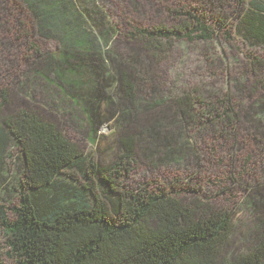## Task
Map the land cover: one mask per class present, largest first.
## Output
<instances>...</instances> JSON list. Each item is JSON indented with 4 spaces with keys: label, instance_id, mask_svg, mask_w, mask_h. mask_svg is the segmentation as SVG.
Returning <instances> with one entry per match:
<instances>
[{
    "label": "trees",
    "instance_id": "obj_1",
    "mask_svg": "<svg viewBox=\"0 0 264 264\" xmlns=\"http://www.w3.org/2000/svg\"><path fill=\"white\" fill-rule=\"evenodd\" d=\"M18 1L10 0L7 9L10 26L27 41L17 93L50 108L56 105L63 121L90 138L103 123L114 121L122 154L101 166L54 120L30 107L14 109L7 92H1L0 264H264L262 216L254 222L253 244L226 255L230 212L204 204L195 192L184 200L176 192L128 185L136 143L132 122L151 105L171 109V124L178 129L165 127L161 142L162 126L154 123L137 138L171 154L174 143L189 132L235 138L242 118L241 102L220 92L204 95L201 88L142 104L136 83L143 59L160 62L176 41H208L216 36L211 28L223 30L224 39L230 40L231 33L248 48H262L264 0H233L232 24L219 18L207 24L197 10L180 9L173 12L185 18L180 28L132 27L124 33L104 0ZM35 38L57 46L42 51ZM246 58L259 77L256 87L264 89L259 74L264 61ZM255 123L264 127V106ZM247 129L255 131V125ZM253 138L264 141V130ZM248 189L261 193L259 207H264V182ZM252 203L247 202L249 209Z\"/></svg>",
    "mask_w": 264,
    "mask_h": 264
},
{
    "label": "rangeland",
    "instance_id": "obj_2",
    "mask_svg": "<svg viewBox=\"0 0 264 264\" xmlns=\"http://www.w3.org/2000/svg\"><path fill=\"white\" fill-rule=\"evenodd\" d=\"M104 1L114 13L123 33L132 27L176 29L184 25L185 18L173 13L180 9L182 12L197 10V13L207 18V24H212L208 19L213 18H219L224 24L232 20V24L233 12L237 9L233 0ZM8 2L10 0H0V96L1 92L6 91L14 109L30 107L48 117L47 119L54 120L71 142L84 153L91 154L101 166L117 161L122 153L114 121L103 123L98 128L96 137L90 138L86 131L78 130L67 120L63 121L61 114L55 109L56 105L50 108L39 100L32 101L17 93L18 72L25 67L23 56L27 41L17 35L18 28H12L11 22L7 20ZM16 3L20 5L18 0ZM27 20L28 29H32L31 20ZM211 30L216 32V36L208 41H176L171 50L162 54L164 57L161 56L160 62L156 63L150 57L144 58L140 67L143 72L141 80L136 83V94L142 104H145L150 99L194 88H201L204 95L220 92L218 95L227 96L242 104L241 124L239 127L235 126L237 136L221 139L214 137L209 130L197 134L189 132L182 134L183 138L172 144V149L176 151L168 153L161 147L149 144L145 137L137 138L138 133L145 134L147 125L152 126L154 123L162 126L159 129L161 142L167 137L165 127L178 129L171 124L175 121L171 116V109L151 105L149 111L141 112L132 122L136 143L128 185L133 188H158L176 192L184 200L191 199L194 196L192 194L196 193L204 204L230 212L232 231L225 253L233 255L253 244L251 234L257 233L253 230L256 216L260 215L261 220H264V207H259L261 193L244 191L249 190V186L255 190L258 182H264V141L253 138L264 130V127L255 123V114L264 106V89L260 85L256 87L255 82H258L259 77L250 70L246 58L253 55L264 61V47L251 49L231 33V39L227 40L224 39L223 30ZM33 40L42 51H52L57 46L52 41L39 38ZM259 74L264 76V67L259 70ZM249 90L254 91L253 95H250ZM144 108L146 107L140 109ZM6 113L8 112H4ZM253 125L255 131L248 132L247 128ZM124 130L127 128L124 127L122 131ZM249 201L253 202L250 209V204H247Z\"/></svg>",
    "mask_w": 264,
    "mask_h": 264
}]
</instances>
